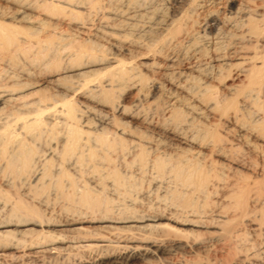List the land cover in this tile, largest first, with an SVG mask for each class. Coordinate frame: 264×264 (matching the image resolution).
<instances>
[{"label": "bare ground", "instance_id": "6f19581e", "mask_svg": "<svg viewBox=\"0 0 264 264\" xmlns=\"http://www.w3.org/2000/svg\"><path fill=\"white\" fill-rule=\"evenodd\" d=\"M177 251L264 264V0H0V264Z\"/></svg>", "mask_w": 264, "mask_h": 264}, {"label": "rangeland", "instance_id": "374dc122", "mask_svg": "<svg viewBox=\"0 0 264 264\" xmlns=\"http://www.w3.org/2000/svg\"><path fill=\"white\" fill-rule=\"evenodd\" d=\"M16 186H17V184H16ZM22 186H24V185L18 184V186L16 187V190L17 191L19 190V194L20 193L22 194V195H20L19 198L21 199V197H22V200H24L25 202H27L29 204H33L36 207L39 206V208L41 207V210L45 209V211L43 210V212L44 213L46 212V214L49 212L48 214L53 213V214L58 215V214L62 213L61 215H64L67 213H71L72 211L80 210V208H79L80 205L77 204L78 201H77V203H76V201L70 202V201L66 200V198H64V197H56L54 191H48V192H45L43 194H38V196H37L34 194V192L32 194H30L31 192L26 193L22 189ZM11 189L12 188H10V190ZM13 190L15 191V189H12L11 193L14 196V194H16L17 192H14ZM152 192H151V195L149 194L150 195V197L148 198L149 200L145 199V202L148 204V205L146 204L147 206L153 205V206H155V208H157L158 206H160L162 208H164L165 206H168L169 208L173 206V204L171 203L172 200L168 199V201H167V199H166V201H164L165 199H163L160 195H159L160 198L158 197L157 192H155V191H152ZM105 194L107 195V192ZM15 198H17L16 195H15ZM174 204H175V202H174ZM74 207H75V210H74ZM182 257H184V254H182L181 252H178V251L177 252H171L168 254H164V256H163V258L166 259L165 260L166 263H169V264H181L180 259Z\"/></svg>", "mask_w": 264, "mask_h": 264}]
</instances>
